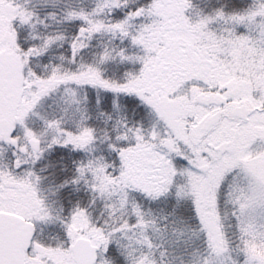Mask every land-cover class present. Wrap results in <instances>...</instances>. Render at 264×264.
Returning <instances> with one entry per match:
<instances>
[{
	"label": "snow or ice",
	"instance_id": "6c2138e0",
	"mask_svg": "<svg viewBox=\"0 0 264 264\" xmlns=\"http://www.w3.org/2000/svg\"><path fill=\"white\" fill-rule=\"evenodd\" d=\"M0 264H264V0H0Z\"/></svg>",
	"mask_w": 264,
	"mask_h": 264
}]
</instances>
